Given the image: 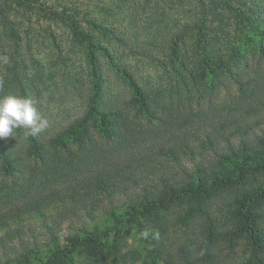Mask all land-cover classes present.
<instances>
[{"label": "trees", "instance_id": "1", "mask_svg": "<svg viewBox=\"0 0 264 264\" xmlns=\"http://www.w3.org/2000/svg\"><path fill=\"white\" fill-rule=\"evenodd\" d=\"M29 1L17 0L19 4ZM230 1L189 0L196 20L178 28L165 27V33L160 29L139 46L143 55L173 73L170 87L178 89L176 95L153 96L140 88L91 35L79 32L90 50L89 105L84 114L47 141L42 133L30 136L21 130L22 143L0 138V227L23 214L44 212L57 200L74 198L81 203L82 190L77 184L85 194L108 201V215L116 224L105 230L98 225L80 227V234L69 240V250L64 251L55 238L44 255L39 242L27 239L23 229H7L0 235V264H33L36 260L40 264H67L66 257L75 251L99 256L110 233H131L133 229L148 232L145 240L154 256L167 252L163 264H222L221 249H233L243 240L248 252L237 264H264V43L253 41L245 21L251 16ZM10 7L7 3L3 6L4 10ZM224 10L232 12L225 15ZM61 19L73 23L65 13ZM2 20V26H7L5 18ZM250 24L264 36L254 21ZM10 35L12 39L17 36L10 30L0 31V57L12 50ZM158 35L160 43L156 42ZM250 43L253 47L247 54ZM91 48L101 50L110 66L129 79L131 97L122 106L108 100L103 66ZM7 69L2 88L21 89L25 96L22 79L28 80L29 73L24 62L13 57L7 61ZM32 85L37 87L36 82ZM220 89H235L229 94L234 113H223L222 108L217 123L205 133L188 127L182 136L166 139L184 123L189 126L204 118L211 120V111L202 103ZM151 139L158 142L151 141L137 150ZM134 149L137 153H131ZM122 154H127L123 160L119 159ZM159 163L179 170L161 173ZM220 188L230 189L236 196L229 227L201 226L195 238L177 244L174 250L158 245L151 237L145 222H151L162 209L176 202L192 203L201 213L209 214L213 192ZM85 207L87 216L94 220L96 208ZM77 211L68 207L65 213L79 216Z\"/></svg>", "mask_w": 264, "mask_h": 264}, {"label": "rangeland", "instance_id": "2", "mask_svg": "<svg viewBox=\"0 0 264 264\" xmlns=\"http://www.w3.org/2000/svg\"><path fill=\"white\" fill-rule=\"evenodd\" d=\"M230 2L235 7L239 6L240 10L243 9L247 16H251V19H245L249 25L248 33L255 43H264L261 30L250 24L254 21V25L257 24L264 30V0ZM6 3L11 6L9 10L3 8ZM192 8L194 6L189 0H30L25 4H19L17 0H0V16L8 23L7 26H2L3 20L0 18V31L10 30L17 34L14 39L10 35V39L13 40L12 50L5 54L1 53L0 81L3 83L4 77L9 74L7 61L13 57L23 61L29 73L28 80L22 79L26 90L25 96H22L21 89L2 87L0 95L12 94L33 100L38 111L48 121L47 129L41 132L46 141L65 125L84 114L89 105L92 86L88 68L89 45L80 39V31L88 33L100 47H104L114 63L120 69H126L140 88L153 96L160 97L163 93L167 95L170 92L176 95L178 89L170 87L172 79L175 78L173 73L165 72L156 61L143 55L139 46L153 38L160 29L165 33V27L178 28L194 20L195 17L190 12ZM222 12L228 15L232 11ZM63 13L72 17L71 25L62 21ZM215 25H218V21ZM161 38L158 35L156 42L160 43ZM248 47L246 53L250 54L253 44L250 43ZM152 49L158 54L156 47ZM92 51L99 55L103 66L104 89L108 100L111 104L122 106L131 97L132 87L129 79L110 66L101 50L95 48ZM30 78L37 83L36 88ZM228 90L222 92L220 89L212 99L206 98L203 101V106L211 111V120L204 118L201 122L189 126H185L184 123L182 128L168 134L166 139L175 135L182 136L188 127L199 130L201 134L205 133L206 129H211L213 123H217L218 120L215 119L222 108L223 113H234L235 106L231 103L229 94L230 91L235 92V89ZM174 98L175 96H172L171 102ZM224 105L227 106L224 108ZM262 126L264 127V124ZM19 130L27 131L24 128L14 129L13 137L8 139H16L18 143H22L21 137L24 136ZM19 134L21 136H18ZM151 141L155 140H148L137 150H143L148 143H152ZM133 152L137 153L135 149L131 153ZM126 155L122 154L119 159L123 160ZM185 161L187 165L193 167L191 162ZM159 164V171L164 174L179 170L174 169V165L169 163ZM260 180L261 177L256 181ZM152 182L155 180H151ZM63 185L66 183L57 184L55 188ZM77 185L82 190L81 203L74 198L57 200L44 212L26 213L11 220L7 226L0 227V235L7 229L20 227L27 239L39 242L44 255L55 238L64 251L69 250V240L80 234L78 231L80 227L92 228L98 225L101 230H105L109 225L114 226L115 220L108 215L110 209L108 201L96 195L85 194L82 185ZM213 193L214 199L209 214L201 213L195 204L176 202L154 215L151 222H145L146 229L158 245L164 244L174 250L177 244L195 238L201 226L215 224L219 228L229 227V219L234 218L230 209L235 207V193L227 188H220ZM84 204L96 208L94 220L83 210L86 208ZM119 205L121 207L122 203ZM68 207L77 208L79 216L70 217L66 214L65 210ZM141 233L142 231L137 229H133L131 233L124 230L113 231L105 240L102 254L89 256L75 251L66 257L67 264H163L167 252L162 256H154L149 249V243ZM246 252L248 248L245 240L237 242L233 249L222 248L220 253L222 264L223 260L226 264H237L245 260ZM33 264L40 262L36 260Z\"/></svg>", "mask_w": 264, "mask_h": 264}, {"label": "clouds", "instance_id": "3", "mask_svg": "<svg viewBox=\"0 0 264 264\" xmlns=\"http://www.w3.org/2000/svg\"><path fill=\"white\" fill-rule=\"evenodd\" d=\"M47 127V119L38 111L33 100L12 94L0 95V138L13 137L17 128H24L28 135L37 136ZM141 236L147 239L148 232H142Z\"/></svg>", "mask_w": 264, "mask_h": 264}]
</instances>
